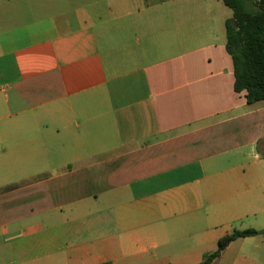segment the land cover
Here are the masks:
<instances>
[{
	"label": "crops",
	"instance_id": "crops-1",
	"mask_svg": "<svg viewBox=\"0 0 264 264\" xmlns=\"http://www.w3.org/2000/svg\"><path fill=\"white\" fill-rule=\"evenodd\" d=\"M223 0H0V264H202L264 230V101ZM211 264H264V235Z\"/></svg>",
	"mask_w": 264,
	"mask_h": 264
},
{
	"label": "trees",
	"instance_id": "trees-1",
	"mask_svg": "<svg viewBox=\"0 0 264 264\" xmlns=\"http://www.w3.org/2000/svg\"><path fill=\"white\" fill-rule=\"evenodd\" d=\"M232 9L226 22L227 51L234 64L235 90L248 103L264 101V0H223ZM264 235V230H234L219 242V249L202 264H211L233 241Z\"/></svg>",
	"mask_w": 264,
	"mask_h": 264
}]
</instances>
